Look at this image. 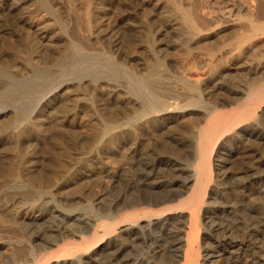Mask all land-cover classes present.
I'll return each instance as SVG.
<instances>
[{
  "label": "bare ground",
  "instance_id": "bare-ground-1",
  "mask_svg": "<svg viewBox=\"0 0 264 264\" xmlns=\"http://www.w3.org/2000/svg\"><path fill=\"white\" fill-rule=\"evenodd\" d=\"M0 74L2 264H264V0H0Z\"/></svg>",
  "mask_w": 264,
  "mask_h": 264
},
{
  "label": "rangeland",
  "instance_id": "rangeland-1",
  "mask_svg": "<svg viewBox=\"0 0 264 264\" xmlns=\"http://www.w3.org/2000/svg\"><path fill=\"white\" fill-rule=\"evenodd\" d=\"M1 75V74H0ZM2 76V75H1ZM1 76H0V83H1V80H2V78H3V76H2V78H1ZM54 145L53 144H51V147L54 149V147H53ZM6 147H8V146H5V145H2V146H0V155H10V156H12L13 157V154L15 153L14 151L12 152V150L10 149V147H8V148H6ZM57 149H55V151H56ZM5 151V152H4ZM8 153V154H7ZM10 153V154H9ZM46 154V153H45ZM14 155H16V154H14ZM15 157V156H14ZM47 157H49V155H45V158L47 159H45V162L46 163H48V158ZM16 158L17 157H15V159L13 160V161H15L16 160ZM18 159H19V157H18ZM18 159H17V161H18ZM0 167H1V165H0ZM5 190H7V191H5ZM4 191H0V192H3V193H0V194H2V195H0V196H2V197H0V202L1 201H4V198H6L7 196L9 197V194H12L13 196L14 195H17L21 190L19 189V188H6ZM6 195V196H5ZM5 196V197H4ZM7 197V198H8ZM3 199V200H2ZM13 198H11V199H9V200H7L6 202H8L9 203V201H10V203L9 204H13V202H15L16 200L15 199H13ZM27 219V217L26 216H23V218H22V220H24V219ZM25 219V220H26ZM9 227V226H8ZM1 230H4V226H0V232H1ZM0 234H2V233H0ZM6 249L5 248H3L0 252V260L3 262V261H6V259H8L7 258V254H6V251H5ZM6 258V259H5ZM5 259V260H4ZM1 261H0V264H2L1 263Z\"/></svg>",
  "mask_w": 264,
  "mask_h": 264
}]
</instances>
